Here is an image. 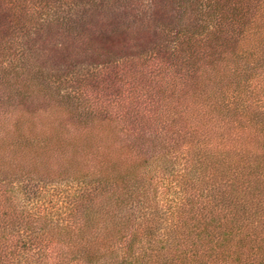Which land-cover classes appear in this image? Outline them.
<instances>
[{
    "label": "trees",
    "instance_id": "16d2710c",
    "mask_svg": "<svg viewBox=\"0 0 264 264\" xmlns=\"http://www.w3.org/2000/svg\"><path fill=\"white\" fill-rule=\"evenodd\" d=\"M0 264H264V0H0Z\"/></svg>",
    "mask_w": 264,
    "mask_h": 264
},
{
    "label": "rangeland",
    "instance_id": "374dc122",
    "mask_svg": "<svg viewBox=\"0 0 264 264\" xmlns=\"http://www.w3.org/2000/svg\"><path fill=\"white\" fill-rule=\"evenodd\" d=\"M242 125V124H241ZM66 189V186L63 185H50V186H46L43 189V193H44V198L46 201L51 200L53 204H55V206H60L63 205L62 201H65L66 199L64 198L65 193L64 190ZM171 191L167 192V196L171 195ZM173 196V195H172ZM62 202V204H61Z\"/></svg>",
    "mask_w": 264,
    "mask_h": 264
}]
</instances>
